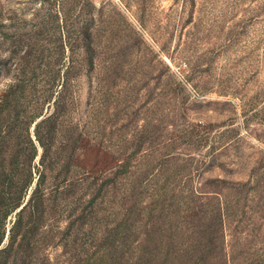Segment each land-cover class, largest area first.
<instances>
[{"label": "rangeland", "instance_id": "1", "mask_svg": "<svg viewBox=\"0 0 264 264\" xmlns=\"http://www.w3.org/2000/svg\"><path fill=\"white\" fill-rule=\"evenodd\" d=\"M83 24L92 29L94 66L79 72L73 35ZM32 83L39 96L50 95L39 98L32 139L65 85L61 128L82 134L68 181L86 173V185L133 152L130 171L140 178L152 172L144 178L151 187L176 182L177 197L214 191L202 184L218 179L228 201L232 184L255 185L264 176V0H0L1 247L19 210L8 206L15 109L29 100ZM40 154L37 146L34 167ZM37 175L34 168L23 204ZM253 190L247 206L256 205L254 194L264 195L262 187ZM245 212L225 219L224 259L209 264L264 260V220L248 207ZM69 220L67 213L58 219L59 231ZM63 252L60 245L43 255L61 264Z\"/></svg>", "mask_w": 264, "mask_h": 264}, {"label": "trees", "instance_id": "2", "mask_svg": "<svg viewBox=\"0 0 264 264\" xmlns=\"http://www.w3.org/2000/svg\"><path fill=\"white\" fill-rule=\"evenodd\" d=\"M73 38L77 54L74 64L79 72L84 67L92 68L95 47L91 27L81 25ZM32 79L35 78L31 77L30 81ZM31 86L29 100L22 106L17 104L15 109L11 157L14 181L8 206L10 211L19 210L15 212L7 242L2 247L4 232L0 218V264H49L43 252L48 247L60 245L63 255H67L61 264H209V260L224 259L219 235L225 219L234 218L238 212L244 217L248 207L264 220L262 190L251 200L255 206L246 205L253 189L264 188L261 186L264 176L256 178L255 185L250 182L232 184L234 196L228 201L222 196L224 183L218 179L202 184L201 189L213 188L214 191L190 190L187 197L181 194L177 197L176 189L181 192L182 187L176 182L166 179L151 187L150 180L145 182L144 178L152 172L140 178V172L130 171L133 167L130 162L137 155L133 152L117 160V164L100 178L92 177L86 185L83 181L90 179L86 173L79 179L66 180L82 134H76L72 127L61 128L67 104L62 90L65 85L55 95L52 113L45 114L35 124L34 139L30 137L29 127L36 116L35 108L41 96L49 100L50 95L43 91L39 96L35 85ZM37 146L41 154L34 167ZM34 168L37 179L23 204L34 181ZM135 174L131 182L124 181L126 176ZM79 191L82 192L80 196ZM144 198L149 199L145 205ZM67 200L71 201L66 203ZM64 213L70 220L61 232L56 224ZM114 215L117 217L108 221L109 216ZM86 224H90L89 231L82 229ZM99 225H104L102 231L95 230ZM247 264H264V260Z\"/></svg>", "mask_w": 264, "mask_h": 264}]
</instances>
